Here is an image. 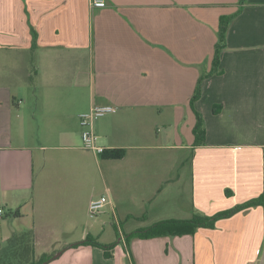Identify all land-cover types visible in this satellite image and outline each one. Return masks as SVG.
I'll list each match as a JSON object with an SVG mask.
<instances>
[{
    "label": "crops",
    "instance_id": "crops-1",
    "mask_svg": "<svg viewBox=\"0 0 264 264\" xmlns=\"http://www.w3.org/2000/svg\"><path fill=\"white\" fill-rule=\"evenodd\" d=\"M106 3L0 0V243L30 229L46 264H264L261 206L193 234L124 241L264 195V0ZM224 15L234 18L222 72L201 82L206 140L194 147L190 100ZM104 104L116 111L93 130L124 150L117 159L82 145L79 115ZM101 197L116 241L102 239L101 213L89 215ZM88 236L116 245L109 256L70 246Z\"/></svg>",
    "mask_w": 264,
    "mask_h": 264
},
{
    "label": "trees",
    "instance_id": "trees-1",
    "mask_svg": "<svg viewBox=\"0 0 264 264\" xmlns=\"http://www.w3.org/2000/svg\"><path fill=\"white\" fill-rule=\"evenodd\" d=\"M233 18L234 15H224L219 18L217 41L214 46V55L212 59L211 69L207 73H202L200 75L190 100L191 107L193 108L196 115V122L192 130L194 136V147L204 145L206 140V130L203 118L199 114V112L194 109V103L201 96V82L206 77L222 72L220 68V55L225 47L228 26ZM31 32L34 41L36 33L33 30H31ZM215 107L213 108L214 113L218 111V109ZM123 155L124 150L122 149H106L102 154H100L102 159H117L122 157ZM253 206H261L264 213V195H259L257 197L251 198L245 202L233 206L232 208L219 211L211 216L195 213L189 219H169L158 221L148 227L140 228L128 234H125L124 241L126 245H128L130 240L133 238L150 239L162 236H182L193 234L199 228H213L217 220L230 217L241 210ZM13 215L18 216L19 212L15 211L13 212ZM85 244L98 246L103 248L104 250H107V256L110 255L108 251L116 245V243L106 245L101 244L95 238L88 236L84 240L71 244L70 246L75 247ZM51 257L52 255L49 254H42L38 258L35 257L34 236L32 230L30 229L15 233L4 243H0V264H46L51 259Z\"/></svg>",
    "mask_w": 264,
    "mask_h": 264
},
{
    "label": "built area",
    "instance_id": "built-area-1",
    "mask_svg": "<svg viewBox=\"0 0 264 264\" xmlns=\"http://www.w3.org/2000/svg\"><path fill=\"white\" fill-rule=\"evenodd\" d=\"M89 4L93 8H103L106 6V0H89ZM116 107L109 104L93 105L88 111L79 115V124L81 127V140L84 148L92 150L96 154H102L106 147L98 143V136L93 130L95 121L104 115L114 113ZM106 198L101 197L92 200L89 205V215L95 218L100 214L105 206ZM0 213L2 210L0 209Z\"/></svg>",
    "mask_w": 264,
    "mask_h": 264
},
{
    "label": "rangeland",
    "instance_id": "rangeland-1",
    "mask_svg": "<svg viewBox=\"0 0 264 264\" xmlns=\"http://www.w3.org/2000/svg\"><path fill=\"white\" fill-rule=\"evenodd\" d=\"M96 134V133H95ZM99 190H102L101 186H100V189ZM98 221H99V224H100V229L102 228H105V234L103 236V240H107V241H116L118 240V229H120L119 227H113V223H112V215L110 212H105V213H101L99 216H98ZM103 221H106V224L104 226H102V222ZM125 231H128L126 229H130L128 227V225H126L124 227Z\"/></svg>",
    "mask_w": 264,
    "mask_h": 264
}]
</instances>
